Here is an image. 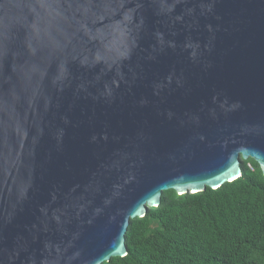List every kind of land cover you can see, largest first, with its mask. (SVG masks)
<instances>
[{
	"label": "water",
	"instance_id": "water-1",
	"mask_svg": "<svg viewBox=\"0 0 264 264\" xmlns=\"http://www.w3.org/2000/svg\"><path fill=\"white\" fill-rule=\"evenodd\" d=\"M264 175V0H0V264H103L165 191Z\"/></svg>",
	"mask_w": 264,
	"mask_h": 264
},
{
	"label": "trees",
	"instance_id": "trees-1",
	"mask_svg": "<svg viewBox=\"0 0 264 264\" xmlns=\"http://www.w3.org/2000/svg\"><path fill=\"white\" fill-rule=\"evenodd\" d=\"M241 167L217 189L165 191L130 221L126 256L103 264H264V175L252 158Z\"/></svg>",
	"mask_w": 264,
	"mask_h": 264
}]
</instances>
